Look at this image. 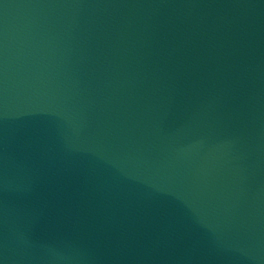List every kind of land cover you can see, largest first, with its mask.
I'll return each instance as SVG.
<instances>
[{"label": "water", "instance_id": "95a60500", "mask_svg": "<svg viewBox=\"0 0 264 264\" xmlns=\"http://www.w3.org/2000/svg\"><path fill=\"white\" fill-rule=\"evenodd\" d=\"M0 264H264V0H0Z\"/></svg>", "mask_w": 264, "mask_h": 264}]
</instances>
